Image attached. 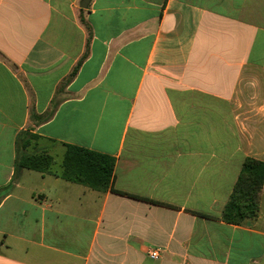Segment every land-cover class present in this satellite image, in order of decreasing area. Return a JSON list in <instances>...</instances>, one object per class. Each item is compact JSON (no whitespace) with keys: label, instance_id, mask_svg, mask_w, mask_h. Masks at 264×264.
Instances as JSON below:
<instances>
[{"label":"crops","instance_id":"0c3cea01","mask_svg":"<svg viewBox=\"0 0 264 264\" xmlns=\"http://www.w3.org/2000/svg\"><path fill=\"white\" fill-rule=\"evenodd\" d=\"M25 133L52 173L17 170ZM66 145L149 201L62 179ZM248 158L264 0H0V264H264V183L256 219H222Z\"/></svg>","mask_w":264,"mask_h":264},{"label":"trees","instance_id":"16d2710c","mask_svg":"<svg viewBox=\"0 0 264 264\" xmlns=\"http://www.w3.org/2000/svg\"><path fill=\"white\" fill-rule=\"evenodd\" d=\"M37 139L36 135L29 133L19 137L16 168L17 170L28 169L39 173H52L51 168L55 163V159L49 153H20L21 147L26 148L32 141ZM114 173V158L84 147L66 145L62 172L59 174L62 179L96 191L110 190L120 195L149 201L116 190L113 186ZM263 183L264 162L252 158L246 159L229 201L223 210V221L228 224L240 225L246 221L256 219L259 214Z\"/></svg>","mask_w":264,"mask_h":264},{"label":"built area","instance_id":"2783aa9c","mask_svg":"<svg viewBox=\"0 0 264 264\" xmlns=\"http://www.w3.org/2000/svg\"><path fill=\"white\" fill-rule=\"evenodd\" d=\"M148 256L152 260H159L161 257V250L151 249L148 251Z\"/></svg>","mask_w":264,"mask_h":264},{"label":"water","instance_id":"95a60500","mask_svg":"<svg viewBox=\"0 0 264 264\" xmlns=\"http://www.w3.org/2000/svg\"><path fill=\"white\" fill-rule=\"evenodd\" d=\"M83 7H85V6H83Z\"/></svg>","mask_w":264,"mask_h":264}]
</instances>
